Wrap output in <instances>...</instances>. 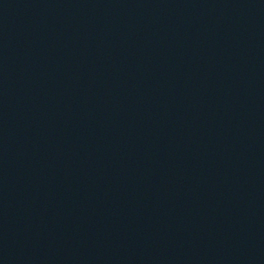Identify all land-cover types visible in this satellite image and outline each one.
Instances as JSON below:
<instances>
[{
	"label": "water",
	"instance_id": "95a60500",
	"mask_svg": "<svg viewBox=\"0 0 264 264\" xmlns=\"http://www.w3.org/2000/svg\"><path fill=\"white\" fill-rule=\"evenodd\" d=\"M0 264H264V0H0Z\"/></svg>",
	"mask_w": 264,
	"mask_h": 264
}]
</instances>
